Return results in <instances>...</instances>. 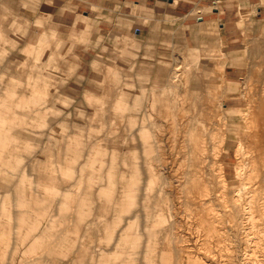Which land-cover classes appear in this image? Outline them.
I'll list each match as a JSON object with an SVG mask.
<instances>
[{
    "label": "rangeland",
    "instance_id": "rangeland-1",
    "mask_svg": "<svg viewBox=\"0 0 264 264\" xmlns=\"http://www.w3.org/2000/svg\"><path fill=\"white\" fill-rule=\"evenodd\" d=\"M0 4V99L47 103L0 158V264H264V21L223 48L217 23L146 39L77 0Z\"/></svg>",
    "mask_w": 264,
    "mask_h": 264
},
{
    "label": "crops",
    "instance_id": "crops-1",
    "mask_svg": "<svg viewBox=\"0 0 264 264\" xmlns=\"http://www.w3.org/2000/svg\"><path fill=\"white\" fill-rule=\"evenodd\" d=\"M76 7H89L88 19L99 32L131 33L135 37L148 39L150 30L161 27H181L184 32L201 29L203 24L217 23L219 39L225 46L241 39L236 28L238 15L243 12L258 21H264V0H77ZM91 7L94 9L92 11ZM198 10L203 14L196 15ZM151 13V27H126L129 18L144 19ZM85 17V16H84ZM198 19H201L199 21ZM136 20V21H137ZM122 24L124 26L119 25ZM161 33V31L159 32ZM189 34V33H188ZM190 36V34H189Z\"/></svg>",
    "mask_w": 264,
    "mask_h": 264
},
{
    "label": "clouds",
    "instance_id": "clouds-1",
    "mask_svg": "<svg viewBox=\"0 0 264 264\" xmlns=\"http://www.w3.org/2000/svg\"><path fill=\"white\" fill-rule=\"evenodd\" d=\"M2 7L3 4H0V8ZM19 87H30V85L22 86L14 82L13 85L9 86L4 98L0 99V158H7L6 167L8 163H18L16 160L17 153H31V146L18 138L19 133L26 132L30 128L42 127L43 115L47 109L46 97L43 93L38 98L34 96L32 99L24 101L16 95V89ZM114 111L116 119H121L125 111L131 113L135 109L126 108L121 101ZM98 115L102 117L103 113ZM13 133H17V136L14 137ZM123 166L129 168V171L132 170V165L127 162ZM70 178V176H65V179ZM41 222L42 218L36 221V223ZM42 244L50 256L66 257V254L61 251L60 241L56 237L46 236ZM4 246L6 250L7 237H4Z\"/></svg>",
    "mask_w": 264,
    "mask_h": 264
},
{
    "label": "water",
    "instance_id": "water-1",
    "mask_svg": "<svg viewBox=\"0 0 264 264\" xmlns=\"http://www.w3.org/2000/svg\"><path fill=\"white\" fill-rule=\"evenodd\" d=\"M199 21H201V19H198Z\"/></svg>",
    "mask_w": 264,
    "mask_h": 264
}]
</instances>
